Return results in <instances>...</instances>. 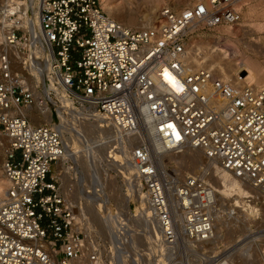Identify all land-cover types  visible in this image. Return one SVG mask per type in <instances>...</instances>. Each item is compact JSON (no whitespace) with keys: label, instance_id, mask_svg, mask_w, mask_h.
Returning <instances> with one entry per match:
<instances>
[{"label":"built area","instance_id":"obj_1","mask_svg":"<svg viewBox=\"0 0 264 264\" xmlns=\"http://www.w3.org/2000/svg\"><path fill=\"white\" fill-rule=\"evenodd\" d=\"M242 1L196 0L179 10L163 5L153 27L138 28L110 17L100 0H36L39 38L47 50L39 58L44 83L65 90L76 108L90 107L125 137L144 192V219L156 230L137 251L124 236L128 231L116 242L109 231L104 236L76 220L56 173L66 156L63 136L55 125L32 123L29 107L42 104L35 94L42 89L28 80L26 62L18 68L2 46L0 135L7 184L0 198V264H264L244 261L221 243L213 248L216 214L237 217V207L220 208L206 174L183 175L156 157L184 147L201 150L250 186L244 205L264 206V87L232 85L186 59L187 37L235 25ZM3 39L24 52L28 33L15 26ZM47 104L53 111L59 106ZM148 128L150 138H143ZM153 142L160 145L157 152ZM250 227L245 241L262 231L259 224Z\"/></svg>","mask_w":264,"mask_h":264},{"label":"rangeland","instance_id":"obj_2","mask_svg":"<svg viewBox=\"0 0 264 264\" xmlns=\"http://www.w3.org/2000/svg\"><path fill=\"white\" fill-rule=\"evenodd\" d=\"M188 3L189 4L187 5V3L185 2H173V0H163L162 2H158L156 0H100V5L105 12L107 11V9L111 8L113 10H118L121 13H129V12L137 13L142 18L150 11L149 9L155 11L157 17V12L160 9V7L163 5H169L172 8L179 10L191 4H194L195 0H190V2ZM240 10H241V19L235 25L232 26L220 25L218 27H215L214 29H209V30L199 29L194 33L190 34L187 37L186 49L190 50V48H192V50H197V52L196 51L194 52H196V54H198L199 52L198 56H201L204 53L207 54L208 55V56L206 55L207 64L208 62H210V58L209 60L207 58L210 55L215 57L217 61L219 60L227 61L228 59H231L232 61L234 60L233 62L235 61L238 62L239 60L245 57L250 61L252 60V62L254 61L253 62L254 64H257L263 67L264 69V0H245V1L243 0L241 2ZM117 17L119 18V16H115L114 19L121 21L120 20L121 18L118 19ZM11 19L16 21L17 15L11 16ZM156 21L157 18H155L154 24L156 23ZM122 23L131 27H138V28H143V27L146 28L151 26L149 24L129 25L125 21H122ZM22 31L24 30L19 29L20 34H22ZM27 41L28 42H25V44L23 45H24V52L26 53V57L27 59H29L28 63L26 64L28 65V68L26 69L29 74L28 80L33 84L34 87H36V85L39 83L38 85L40 86L42 91L35 92L37 95L43 94L45 90H47L48 92L52 90L55 96L52 95L53 97L52 98L49 93V96L52 99L51 101L53 102V104L56 101L57 105H59L56 106L57 108L54 109L55 112L51 110L49 107H47V104L46 107L51 110L50 115H52L53 112V123H55L56 121V123H59L60 127L62 128V132H63L62 136L66 145V156L64 161L62 160L63 161L62 164L60 161V163L57 165L56 173L59 174L62 180V185H61L62 192L65 194V196L68 194V196L66 197L67 198L69 197V199L74 203L76 207L74 210L75 216H77V218L79 219L85 218L84 221L82 220L81 221L90 231L92 232L97 231L104 236H108V230L112 228V231L121 238L123 236L122 233H124L121 231L126 230L128 231L124 235L126 236V238L132 235L136 239L135 249L137 251L141 249L143 250L145 248L144 246L145 237H148L151 230L150 228L147 227L146 223H142L143 219L140 220L141 213L139 211L141 210V207H143V201H141L140 198L137 197L138 188L136 186L137 182H135L136 179V181L140 183L139 178L137 179V176L134 175L136 173H134L133 170L131 171L129 167H127L128 164L125 162L126 161L125 156L127 154V151L130 153V145L126 142L124 147H121V144L118 142V140L114 138V134L111 135V133L114 131L110 127L109 128L111 133L110 131L106 130L105 127H102L103 130L100 129L98 127V124L101 123H98L97 120L92 116L79 118L73 116L75 115L74 114L75 112L72 115L73 111L68 106H65L64 102H62L61 97L63 96V90L59 89L58 87L56 88L55 86H52L51 83L49 85L44 83L43 80L45 79V76L43 75L44 70H43V66L40 63L39 58L45 57L46 53L39 51L40 45L38 43L31 46L30 37L29 40ZM2 46L4 47L3 39L0 38V49L2 48ZM219 47L220 49H223V51H226V55L224 54L226 56V57L224 56L226 59L216 50V48L219 49ZM209 48L211 49L214 48V49L211 50ZM194 52L193 54H195ZM203 60H205V58ZM249 70H250L249 68L243 65L240 69L237 70L234 69L232 73L236 80H239V78L242 80L250 74ZM212 71L214 72V70ZM39 72L41 74H39ZM215 72L214 74L217 76L219 73L216 72L217 73L216 74ZM250 85H253L255 87H260L254 84H250ZM39 108L40 110L43 109V107L40 106ZM39 115L40 116L38 117H41L43 119V121L41 122H45V123L51 122V119L50 121H48V118L45 117L43 114L40 113ZM61 116L62 119H60ZM61 120L64 124L61 122ZM32 123L34 124V122ZM36 123H40V122H36ZM4 144H5V138L1 137L0 138V198L4 194L7 184L2 169V162L4 157L3 156ZM67 144L69 146H67ZM89 147L92 149L91 150L92 152H90L91 155L88 153V151H90ZM93 148H95L94 151ZM67 149H68V153H67ZM191 152L194 155H197L196 153H198L197 150L196 151L193 150ZM164 162L166 164L171 163L169 164L171 165L169 166V168H172V165L173 167H175V169L179 168L175 160L173 159H169V158L164 159ZM164 162H162V165L164 164ZM195 166H197V164H193L192 162L191 163L189 162L184 167L179 168V170L182 174L203 170L204 173L206 174V177L209 179L212 185L213 186L217 185L215 184L216 182H214L215 176L213 178L211 177L212 176L211 174L212 169L210 168L211 166H208L206 161L201 162L199 168ZM77 189H79L80 192L83 191L86 192L88 195L91 194L95 196L96 193L97 194L99 193L100 196L101 195L103 196L104 200L105 198H107L108 200L107 205L110 207L115 217L113 218L110 216L108 217V215L100 211L102 214L101 218L105 219V221L107 220L106 225L108 226L106 228L101 229L98 222L94 223L90 221L87 224L85 223V221H88L90 217L85 210V205L88 203L85 202V199L83 198L82 194L77 195L78 199L74 198L71 192L76 191ZM124 196L128 198L127 209L123 208L122 200ZM237 197L238 196H234L232 198L237 199ZM232 198L226 200L233 202ZM79 208H81L80 210L82 212L81 215H78L80 214ZM142 215H144V213H142ZM108 218H111L110 221ZM108 221L110 223H108ZM263 226H264V221L262 223V227ZM146 231H148L149 233L147 234ZM255 231H256V233H254L255 237L253 235V238H256L258 236L257 235L258 233L259 235L264 234L263 233L264 231H260L262 233H260L258 230ZM241 237H242L241 232L236 233V235L232 237L233 239L232 241L227 242V240L224 239L222 240L221 244L222 245L234 244L238 242L239 239H241ZM260 240L261 239L255 240V243L258 244L257 245L258 252L256 253L259 254L258 257L256 258H261V260H264V239L261 241Z\"/></svg>","mask_w":264,"mask_h":264},{"label":"bare ground","instance_id":"obj_3","mask_svg":"<svg viewBox=\"0 0 264 264\" xmlns=\"http://www.w3.org/2000/svg\"><path fill=\"white\" fill-rule=\"evenodd\" d=\"M156 1L162 2L163 0H156ZM173 2H185L188 5L189 4L188 2H190V0H173ZM35 5H36V0H24V1H21V0H0V36H1L0 38L3 39L4 33L7 30H9L11 27L16 26L17 28L22 29L26 33H28V36L30 37L31 46L38 43L40 45V49H41V50L39 49V51H41L43 53L45 52L47 54V50L45 49L43 44L40 42V38H39L38 19L36 16L37 12L35 9ZM149 10H148L149 12L143 18L141 16H139L137 13H132V12L131 13L130 12L129 13H121L120 11L113 10L111 8L107 9L106 12L112 18H115V16H119V18L118 17L117 18L118 19L121 18L120 22L125 21L129 25L149 24V25H151L150 27H153L152 25L154 24V20L157 17H156L155 11H153L152 9H149ZM115 14H117V15H115ZM13 15H17L16 21L11 19V16H13ZM29 37H28V40H29ZM3 45H4V47L6 46L10 50V52H12L14 54L13 58H14V61L16 62V66H18V68H20V69H23L24 68L23 63L26 62V64H27L28 60H29L26 57V53L23 51H19L15 46L6 44L4 42V39H3ZM261 48H263V47H261ZM209 49H211V48H209ZM212 49H214V48H212ZM216 50L223 57L226 55V51H223V49H220V47H219V49L216 48ZM192 51L197 52V50H192V48H190V50H187L188 54H187L186 59L190 63V65L193 66L194 68L208 67V68L214 70V72L216 70V72L219 73L217 75L218 77H221V79L229 82L232 85L254 84V85L260 86V87H261V85H262V87L264 85V69H263V67H261L257 64H254L253 63L254 61L252 62V60L250 61L249 59H246L244 57L241 60H239L238 62H236V61L233 62L234 60L232 61L231 59H228L227 61H221V60L217 61L215 57L210 55L209 57H207L208 60L210 58V62H208V64H207V61H206V55L207 54L204 53L201 56H198L199 52H198V54H196V52H194L195 54H193ZM221 55H219V56H221ZM204 58H205V60H203ZM224 58H221V59H224ZM243 59H244V61H243ZM243 65L250 69L249 70L250 74L242 80L238 77L240 81L236 80L233 76L232 71H234V69H236V70L240 69ZM27 68H28V65H27ZM49 87H47V88H49ZM46 91L47 90H45L43 92V94H38V95L35 93L37 96V99L40 98L42 95V98H43L42 104L36 103L35 105L29 107L30 111L28 112V115L32 119V122H34V124H39L36 122L44 123V122H41V121H43V119L41 117H38V116H40L39 115L40 113L43 114L45 117L48 118V121H50V119H51V122L47 123V124L55 125L58 128L60 134L63 135L62 128L60 127L59 123H56V121H55V123H53V112H52V115H50L51 114V110H50L51 108L48 106L47 102L52 104V105H54V104L51 101L52 99L49 96V92L48 91L46 92ZM61 99H62V102H64L65 106H68L73 111L72 115L75 112L74 113L75 115H73V116H76L79 118H84L86 116H92L93 118H95L97 120L98 123H101V124H98V127L100 129H102V127H105L106 130L110 131L111 127L110 126H109L110 128L107 127L106 120L101 115L96 113L93 109H91L90 107L82 106L79 109H76L72 103L71 98L67 95L65 90H63V96L61 97ZM46 104H47V107H49L50 109H48L46 107ZM39 106L43 107V109L40 110ZM35 111H37V112H35ZM50 116H51V118H50ZM88 118H90V117H88ZM60 119H62V116ZM60 119H58V120H60ZM61 122H62V120H61ZM102 122H104V123H102ZM151 132H152L151 129L148 128L146 131H143V133L141 132V136H143V138H148V137L150 138ZM110 133H111V131H110ZM112 134H114V138H116L117 140H119L121 142V147H124L125 137L121 136L120 133H118L116 131L112 132L111 135ZM0 136L3 137L2 135H0ZM130 141H135V138H131ZM67 146H69V145L67 144ZM96 146H97V143H96ZM152 146H153V150L156 152H157V150L160 149V145L157 142H153ZM87 149H88V147H87ZM94 149L95 148H93V151H94ZM89 150L90 151H88V150L87 151L90 154V152H92L91 151L92 149L89 147ZM193 150L196 151L197 149H191L190 147H184V148H182V151L179 153L173 152V151H166L163 154H160V153L156 154V157L158 158L159 162L161 163V166H164V164L162 165V162H164V159L169 158V159L175 160V162L179 168L184 167L189 162L190 163L192 162L193 164H197V166H195V167L199 168L201 162L206 161L208 166H211L210 168L212 169L211 170L212 171L211 177L213 178L215 176L214 182H216L215 184H217V185H215L213 187L216 190V198L218 200V205L220 206V208L222 207V210H225L228 207V205L230 207L236 206L237 208H234V210L238 214L237 217H230L229 218L228 216L226 217L225 215L217 213L213 239L210 240L209 243L212 245L213 248H215L219 243H222V240L226 239L227 242H230L233 240L232 237H234L236 235V233L241 232L242 237H241V239H239L238 242L231 244V245L228 244V245H224V246L230 247V249H234V251L232 253L237 255V256H243L244 261H248L250 259L263 261V260H261V258H256V257H258L259 254L256 253V252H258L257 251V245L258 244L255 243V240L256 239L257 240L258 239L263 240L264 234L259 235V233H258L257 234L258 236L256 238H253V239L247 240V241H245V240L247 238V232L251 231L250 226L252 223L259 224V226L262 227V223L264 221V206L257 207L256 205L250 204V203L244 205V203H242L241 201H242V198L244 197V195L246 193H249L250 191H252L250 186L247 183H242L238 177H236L235 175H233L229 171L222 169L220 167V165L217 164L216 162L206 159L204 156V153L201 150H197L198 151V153H196L197 155H194L191 152ZM120 151H122V150H120ZM67 153H68V149H67ZM203 156H204V158H203ZM125 159H126L125 162L128 164L127 167H129V169L131 171L132 170L134 171V169L130 163V153L128 151H127V154L125 156ZM63 161H61V164ZM179 168L178 169L174 168V170L176 172H180ZM200 171L203 174H205L203 170H200ZM134 173H135V171H134ZM184 174H186V173H183V175ZM134 175H136V174H134ZM136 176H135V178H136ZM137 179H138V176H137ZM135 182H137L136 186L138 188L137 197H139L141 201H144V192H142L143 191L142 185L140 183H138V181H136V179H135ZM4 193H5V191H4ZM71 193L73 194L75 199H78L77 198L78 194H82L83 198L85 199V202L88 203L85 205V210L89 214L90 217H89L88 221H85L86 224L89 223L90 221H92L94 223L98 222L101 229L106 228L108 226V225H106L107 220L105 221V219L101 218L102 214L100 211H102L104 213L107 210L106 215H108V217L109 216L112 218L115 217L113 215L110 207L107 205V202H108L107 198H105V200H104L103 196L102 195L100 196L99 193H98L99 195L96 193L95 196L91 195V194L88 195L84 191L80 192L79 189H77L76 191H73ZM66 196H68V194ZM234 196H238L237 199L236 198L233 199L232 197H234ZM229 198H232L233 202L226 200ZM127 199L128 198L126 196H124L123 200H122L124 209H127ZM80 210H81V208H79V211ZM242 210H244V211H242ZM139 212L141 213V215H142V213H144V215H142L143 216L142 223H146L147 227L150 228V230H151L150 233L152 234L153 231L156 230V226L154 223H153V225H149L147 223V221H145L146 219H144V218L148 215V210H147V208H145L144 203H143V207H141V210ZM81 214H82V212L80 211V214H78V215H81ZM239 216L242 217L241 220H238V219H240V218H238ZM75 218L77 221H79L81 223H82V221L85 220V218L79 219V218H77V216H75ZM256 218H258V220H255ZM108 219L110 221L111 218H108ZM109 221H108V223H110ZM142 225H144V224H142ZM260 230L264 231V228L262 227V229H260ZM108 231H109L111 236L114 235L116 242L121 240L123 237L122 236L120 238L116 233H114L112 231V228H110ZM260 233H262V232H260ZM254 237H255V235H254ZM129 238L132 239L133 245L135 247L136 246V239L132 235ZM262 247H263V245H262ZM255 253H256V255H255ZM135 255H136V253L133 252L132 256H135Z\"/></svg>","mask_w":264,"mask_h":264}]
</instances>
